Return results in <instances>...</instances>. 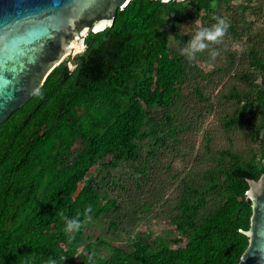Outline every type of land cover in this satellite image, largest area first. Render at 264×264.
Here are the masks:
<instances>
[{
  "label": "trees",
  "instance_id": "trees-1",
  "mask_svg": "<svg viewBox=\"0 0 264 264\" xmlns=\"http://www.w3.org/2000/svg\"><path fill=\"white\" fill-rule=\"evenodd\" d=\"M229 1L131 0L111 27L89 32L86 48L65 57L0 124V264H48L50 258L60 264L64 257L61 264H232L239 259L251 215L246 179L264 171V34L250 41L244 63L237 62L235 51L214 44L193 59L169 46L173 35L187 41L174 31L179 16L203 10L215 24L213 7ZM256 1L241 11L260 12L264 0ZM230 20L225 35L248 29L242 14ZM211 49H222L226 60L210 59ZM198 61L213 66L205 71ZM230 76L236 82L217 90ZM214 90L232 105L224 127L248 116L243 126L259 143L243 156L229 149L214 153L205 141L212 163L203 160L179 176L164 158L178 153L185 130L213 106ZM118 162L137 164L130 175L112 176L110 183L107 175L86 178L95 163L103 170ZM165 175L178 179L173 193ZM117 187L126 199L107 196ZM88 206L91 217L103 214L125 233L138 213L157 211L179 234L162 240L137 234L125 246L103 238L92 242L84 232ZM64 217H78L79 231L66 232Z\"/></svg>",
  "mask_w": 264,
  "mask_h": 264
},
{
  "label": "water",
  "instance_id": "water-1",
  "mask_svg": "<svg viewBox=\"0 0 264 264\" xmlns=\"http://www.w3.org/2000/svg\"><path fill=\"white\" fill-rule=\"evenodd\" d=\"M130 1L0 0V124L66 56L86 48L89 32L111 27L117 11ZM246 180L251 215L242 232L248 243L232 264H264V171Z\"/></svg>",
  "mask_w": 264,
  "mask_h": 264
},
{
  "label": "rangeland",
  "instance_id": "rangeland-1",
  "mask_svg": "<svg viewBox=\"0 0 264 264\" xmlns=\"http://www.w3.org/2000/svg\"><path fill=\"white\" fill-rule=\"evenodd\" d=\"M250 4H259L256 0H231L229 2H219L216 6L213 7L218 17L227 19L226 21H231L232 18H240L241 14L243 15V21L248 26V29H243L240 34H230L225 35L221 38L219 43L214 44L215 47L220 46L221 48H229L232 51L236 52V59L238 63H244L246 60V52L252 44L250 41L256 37V35L264 34V6L261 7L260 12H256L252 9H246L244 12L241 11V6L250 5ZM213 25L210 22V16L206 15V12L192 10L189 11L184 16L178 17L177 27L174 29L178 31L181 35L187 38V41L175 40L176 36L173 35V30L169 38V46L171 49L179 50L183 49L187 45L188 41H191L194 37L195 32L202 27H211ZM175 37V38H174ZM212 44H210L211 46ZM222 49L217 51L216 59L219 62L225 61V55L221 54ZM73 55L66 56V59H71ZM199 66L203 70H209L212 68V62L208 63L205 61H198ZM70 68L73 67L70 61L67 62ZM235 76L225 77L220 82L217 87V90L220 87L224 86V83L232 84L236 82L234 79ZM214 90L211 93V100L213 106H208L198 115V123L191 126V128L186 129L184 133V140L178 143V153L176 154H167L164 158L166 162L175 170L179 172L180 175H185L189 169H192L193 166L196 167L202 164L203 160L205 165L212 163L211 158L206 153L204 142L209 143L210 151L217 153L224 149L234 150L240 152L243 156H247L250 148L256 146L259 141H251L248 138L246 130L243 126V122L248 116L242 118V120L237 123L236 126L231 128H225L223 125V117L228 114L232 105L227 101L222 99L219 94ZM210 91V90H209ZM208 91V92H209ZM205 139V135H207ZM145 139L142 140L141 145L145 150L147 146L145 145ZM170 152V151H169ZM160 157V156H158ZM199 157L203 159L198 160ZM260 158V152L256 154V159ZM109 158H106L108 160ZM135 162H118L115 167H107L106 169L101 170L100 165L95 163L91 166L88 176H97L101 178L105 175L106 181H111L110 177L121 178L126 175L131 174V168L136 166ZM172 174V173H171ZM166 179L168 178L171 188L169 189V194L173 193V189L176 187L178 179L165 175ZM124 179V178H123ZM125 180V179H124ZM85 181L82 180L77 185V190L83 185ZM110 183V182H109ZM106 192L108 188L104 189ZM101 196L104 197V191H101ZM111 195L118 196L119 199H126L127 193L124 189L117 187L111 192H107V196ZM106 198V196H105ZM84 232L86 235L91 236V241L95 242L97 238H103L106 241L118 245L125 246L128 238L133 237L137 234L142 235L147 240L164 238L173 239L178 236L179 232L170 225L167 220L160 218L157 214V211H146L137 214V221L132 226L129 233H125L122 230L116 228L112 224V220L106 218L103 214H100L98 217H91L84 224ZM173 249L176 247V244L169 242ZM102 253L105 252V248H101Z\"/></svg>",
  "mask_w": 264,
  "mask_h": 264
},
{
  "label": "clouds",
  "instance_id": "clouds-1",
  "mask_svg": "<svg viewBox=\"0 0 264 264\" xmlns=\"http://www.w3.org/2000/svg\"><path fill=\"white\" fill-rule=\"evenodd\" d=\"M167 2V0H165ZM177 2H180V0H177ZM213 19L216 21L215 24H213L211 27H202L198 29L193 39L190 41L188 48L182 49V54L187 56L188 59H193L195 57L196 53H200L206 49L210 48V44H216L219 43L221 38L224 37L225 33L227 32V29L229 27L228 22L220 17H213ZM217 55V51L215 49H211L209 52V58L215 59ZM92 212L91 206H88L85 209V221L91 219L90 213ZM65 221V231L66 232H77L82 226V221L77 218H67L64 217ZM65 259L62 258L61 262ZM48 264H57L56 259L50 258L48 260Z\"/></svg>",
  "mask_w": 264,
  "mask_h": 264
},
{
  "label": "snow or ice",
  "instance_id": "snow-or-ice-1",
  "mask_svg": "<svg viewBox=\"0 0 264 264\" xmlns=\"http://www.w3.org/2000/svg\"><path fill=\"white\" fill-rule=\"evenodd\" d=\"M121 3H124V0H121ZM109 23H111V22H109Z\"/></svg>",
  "mask_w": 264,
  "mask_h": 264
}]
</instances>
